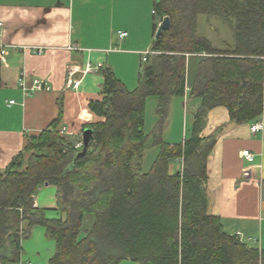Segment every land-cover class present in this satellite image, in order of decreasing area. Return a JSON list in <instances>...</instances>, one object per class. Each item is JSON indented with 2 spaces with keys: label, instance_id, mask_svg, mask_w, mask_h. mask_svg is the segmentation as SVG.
<instances>
[{
  "label": "trees",
  "instance_id": "obj_1",
  "mask_svg": "<svg viewBox=\"0 0 264 264\" xmlns=\"http://www.w3.org/2000/svg\"><path fill=\"white\" fill-rule=\"evenodd\" d=\"M153 12L170 26L153 41L136 88L128 91L109 67L98 70L102 98L88 107L104 122L84 127L92 130L85 155L78 158L74 142L56 131L57 119L0 174V264L19 262L21 242L36 226L55 243L48 264H264V250L227 235L208 213L206 163L216 138L200 137L217 107L234 124L264 117V0H154ZM201 17L227 25L232 44L217 48L200 34ZM191 59L198 63L186 90ZM185 95L201 101L190 137L165 143L171 100ZM149 97L157 99L158 120L145 135ZM148 140L159 151L145 173ZM174 162L180 167L170 172ZM45 184L55 187L63 217L47 219L33 207ZM85 216L92 217L88 230Z\"/></svg>",
  "mask_w": 264,
  "mask_h": 264
},
{
  "label": "crops",
  "instance_id": "obj_2",
  "mask_svg": "<svg viewBox=\"0 0 264 264\" xmlns=\"http://www.w3.org/2000/svg\"><path fill=\"white\" fill-rule=\"evenodd\" d=\"M153 1L0 0V46L6 51L0 59V174L23 153L29 137L49 130L57 119L56 131L60 134L65 128L62 136L74 143L81 139L85 126L104 122L88 107L90 101L101 100L103 77L98 70L84 73L87 64L109 67L128 91L136 88L143 63L141 54L150 52L155 40ZM120 32L127 36L120 39ZM36 49L42 50L40 55ZM197 63L196 59L188 61L186 90L194 82ZM70 67L77 69L73 74L74 81H80L76 89L66 88ZM21 79L26 87L34 79L44 80L51 90L24 97L18 86ZM11 101L14 104L9 105ZM200 103L187 95L171 100L161 134L163 142L177 144L190 137ZM156 106L155 97L146 99L145 135L150 134L158 120ZM257 122L264 123V117ZM251 125L231 123L222 107L207 114L200 137L216 138L206 163L207 211L220 220L224 233L251 248L264 250V130L252 134ZM244 150L254 156L253 173L248 178L243 175L249 167L241 157ZM158 151L148 140L142 166L145 173ZM27 157L25 154L23 160ZM179 167V162L172 163L170 172ZM33 207L43 210L47 219L63 217L57 209L53 186L38 188ZM21 249L17 264H48L55 243L45 236L43 227L36 226L29 238L21 242Z\"/></svg>",
  "mask_w": 264,
  "mask_h": 264
},
{
  "label": "built area",
  "instance_id": "obj_3",
  "mask_svg": "<svg viewBox=\"0 0 264 264\" xmlns=\"http://www.w3.org/2000/svg\"><path fill=\"white\" fill-rule=\"evenodd\" d=\"M83 1H88V0H83ZM2 27V23L0 22V29ZM127 36L126 33H118V37L120 39H123ZM72 50H76V47H72ZM42 52L41 49H36L35 53H37L38 55H40ZM6 54L5 48L3 46H0V59H2ZM151 54V52H144L141 54V61L145 62L147 57ZM101 68L100 65L96 66V67H92L90 64H87L84 70V73H89V72H93L96 70H99ZM75 71H77L76 68L74 67H70L68 70V74H67V80H66V88H72V89H76L78 88L80 81H74L73 79V74L75 73ZM19 88L22 91V94L24 97H29L31 96L33 93L36 92H49L51 90V87L48 85L47 82H45L44 80H40V79H34L31 82V86L30 87H26V84L24 82L23 79L19 80V84H18ZM14 104L13 101L9 102V105ZM264 130V123L263 122H257L254 123L250 126V132L252 134H255L257 132H260ZM66 133V129L62 128L60 131V135H63ZM74 149L77 151H81L83 148V144H82V140H78L77 142L74 143ZM241 157L242 159L249 164V167H246L243 171V175L245 178L251 177L252 175V167L251 164L254 162V156L251 152H249L248 150H244L241 152ZM30 264V263H29Z\"/></svg>",
  "mask_w": 264,
  "mask_h": 264
},
{
  "label": "rangeland",
  "instance_id": "obj_4",
  "mask_svg": "<svg viewBox=\"0 0 264 264\" xmlns=\"http://www.w3.org/2000/svg\"><path fill=\"white\" fill-rule=\"evenodd\" d=\"M198 32L208 37L217 48L224 49L232 44V34L229 27L220 21L201 17L198 20ZM92 222L91 216H86L83 222V230H87Z\"/></svg>",
  "mask_w": 264,
  "mask_h": 264
},
{
  "label": "water",
  "instance_id": "obj_5",
  "mask_svg": "<svg viewBox=\"0 0 264 264\" xmlns=\"http://www.w3.org/2000/svg\"><path fill=\"white\" fill-rule=\"evenodd\" d=\"M170 23H169V18L165 17L162 19L161 23L158 25L155 35H154V39L157 41L158 38L161 36L163 31H167L169 29ZM82 144H83V148L82 150L78 153L77 157H82L85 155L87 147L89 142L92 139V130L90 129H84L82 132ZM44 186H48L47 184H45Z\"/></svg>",
  "mask_w": 264,
  "mask_h": 264
}]
</instances>
